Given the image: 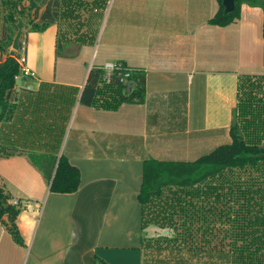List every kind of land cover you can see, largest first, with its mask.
Listing matches in <instances>:
<instances>
[{
    "label": "crops",
    "instance_id": "crops-1",
    "mask_svg": "<svg viewBox=\"0 0 264 264\" xmlns=\"http://www.w3.org/2000/svg\"><path fill=\"white\" fill-rule=\"evenodd\" d=\"M94 2L106 11L108 0H63V25L72 28L68 21L83 19ZM218 9L217 0H115L102 17L91 18L92 28L101 20L106 26L95 50L99 62L88 67L78 62L79 47L66 32L57 57L58 25L31 32L23 22L33 77L24 79L26 87L15 83L13 113L0 122V144L20 151L0 157V183L25 204L15 220L23 245L2 218L0 264H113L121 258L122 264H148L138 201L144 161L193 162L229 144L241 77H264L262 10L242 5L239 19L220 28L207 24ZM4 17L0 0V35ZM77 24L73 33L82 35L85 27ZM118 61L144 73V103L115 111L81 105L89 70ZM61 156L79 170L76 193H51L47 167L36 162L56 163ZM231 225L217 237L223 249L199 248L200 235L176 237L182 246L168 251L166 264H235L238 258L264 264V247L247 246L251 238ZM151 229L142 232L144 240L155 236H146Z\"/></svg>",
    "mask_w": 264,
    "mask_h": 264
},
{
    "label": "trees",
    "instance_id": "trees-1",
    "mask_svg": "<svg viewBox=\"0 0 264 264\" xmlns=\"http://www.w3.org/2000/svg\"><path fill=\"white\" fill-rule=\"evenodd\" d=\"M29 1L33 6L36 5L40 8V14L29 22L31 32H42L61 20L63 0ZM217 2L219 9L209 19L208 25L226 27L239 19L242 5L258 7L263 12L264 36V0H234V11L228 14L224 13L222 0H217ZM95 3H93V7L96 5ZM9 15L5 14L0 35V40L6 47H12V27L10 28V25H14L16 29L18 19L24 22L22 9L16 14ZM71 15L67 17L69 18ZM78 39L80 41L81 37ZM21 43L19 41V45ZM59 49L60 44L57 41V57H60ZM115 65L116 69L109 83L103 81V73L99 67H93L89 70L79 97L81 105L115 111L125 103L138 105L144 103V73L141 70L127 67L123 61L115 62ZM125 69L133 70V74L126 83L122 84L120 77ZM19 75L20 70L15 61V56L13 59H7L0 66V107L2 109L0 122L9 118L13 113L15 80ZM129 84H132V87L128 90ZM5 102L7 103L5 104ZM235 116L237 122L229 131L231 142L216 147L210 153L193 162H160L152 159L144 161L142 185L138 194V201L142 208L141 244L143 248L152 249L158 255L165 250L172 253L182 246L181 242L177 243L178 238L176 237L192 238V236L197 235L213 234L216 228L211 219H214L215 215L222 217L226 214L228 221H230L229 210L223 212L219 209L223 204L226 208L227 203L234 202L236 198L239 207L248 214L241 213L239 220L238 215H236L235 220H231V222L235 225L238 234L242 237L251 238L252 241L247 246L257 244V250L260 249L259 246L264 247V211L262 208L264 205L258 208L257 212L254 210L255 207H258L255 195L259 194V198H264V194H261L264 190H254L251 189L254 187L247 186L245 183L243 185L236 183L237 171L240 173L247 169H253L256 172L263 171L264 77H241L238 109ZM19 152L18 149L0 144V157H7ZM46 162L47 160L42 165L47 164ZM42 165H39V168ZM52 169V176L48 179L51 193L73 194L77 192L80 173L75 166L61 156L53 164ZM9 200V195L0 183V220L4 217L7 218L6 222L2 221L3 225L15 243L23 245L15 225L20 209L8 204ZM221 201L222 204H220ZM244 203L247 207L243 209ZM196 222L199 226L195 225ZM150 225L157 226L162 231H168L169 235L175 237L169 239L168 236L162 234L163 237L154 241L152 239L144 240L145 236L143 234L142 237V232ZM260 237H263L262 241H259ZM203 242L205 244L206 241ZM169 259H165L164 264ZM243 259H236L235 264H254L252 258H247L245 261ZM157 262L163 261L155 260V263Z\"/></svg>",
    "mask_w": 264,
    "mask_h": 264
},
{
    "label": "rangeland",
    "instance_id": "rangeland-1",
    "mask_svg": "<svg viewBox=\"0 0 264 264\" xmlns=\"http://www.w3.org/2000/svg\"><path fill=\"white\" fill-rule=\"evenodd\" d=\"M70 1H74V0H70ZM114 1L115 0H108V4H107V8H106L107 12L110 10V8H111V6H112ZM116 2H117V0H116ZM2 4H3L4 13L7 14V16H10L9 14H13V13L16 14V13L19 12V10L22 9L23 10V15H24L22 17V20L29 26V30H30V26H31L29 22L32 20V18H34L35 16H38L40 14V8L37 7L36 5L33 6L32 3H30L29 0H2ZM105 12L100 11V9L97 8V6L95 5L94 7H92L91 9H89L87 11V14L85 13L86 15H85V17L83 19L80 18L79 20L68 21L69 24L71 23V25H73V27L70 28V29L68 27V24L67 25H63V23L65 21L61 20V22L59 21L56 24V25L59 26V35L57 37V41L61 43V40H62L61 35L66 32L67 34H65L64 37L67 38V40L70 42V44L72 46L79 47V50H78L79 52L76 55V58H77L78 62H81L82 64H83V62H86L87 63V67L89 66L90 63H92V64L96 63L97 64L99 62V56H97L96 60H94L95 59V50H96L97 44L99 43V40L101 38V33H102L104 27L106 26V23L103 24V21L101 20L98 24L96 23L93 26V28H92L91 27L92 24H90V21H91L92 17H99L100 15L102 17ZM77 22L83 23V25L85 27V28L83 27L84 28L83 29L84 30L83 34H85V30H90V35L88 37H86L87 34L82 36L83 34L81 35L80 33L79 34L73 33L75 31V29L78 27ZM11 27L14 28V25H10V28ZM16 33L17 32L15 31V32H12V34H11L12 42H13V39H14ZM80 37H81V39L79 41L78 38H80ZM20 41L25 43L24 51H21L20 49L17 50V51H13L12 47H6V45L0 40V66L7 59H9V58L13 59L14 56L16 58L20 57V56H23V55L25 57L27 56L26 55L27 54V52H26L27 43L25 41L24 36H22L20 38ZM65 47H66V45L62 44V46H60L59 52H61L62 50L64 51ZM11 54H13V55H11ZM253 70L256 71L254 68H253ZM259 74H264V73H259ZM15 83H16V85L19 88L26 87V84H25L23 76L17 77L16 80H15ZM6 103L7 102H5V104ZM36 162H37V164L39 166V165L43 164L44 160L37 159ZM46 163L47 164H45L44 167H47L46 170L50 174L49 177H51V175L53 173V169L52 168H53L54 162L52 160H48ZM261 172H262V174H261ZM253 182H254V184H253ZM236 183L239 184V185L240 184L243 185L245 183V184H247V186L250 185V186L254 187V188L249 187V188L254 189V190H256V189H259L261 191L264 190V167H263V171H259V172H256L253 169H247L246 171L241 172V173L239 171H237L236 172ZM223 193H225V191H223ZM261 194L263 195L264 191ZM258 196H259V194L255 195L256 202L258 204V207L254 208L255 212L258 211V208H260L262 205H264V198H259ZM9 198H10V200L8 201V204H10V201H12L14 199L11 195H9ZM220 204H222V201L220 202ZM223 205L220 206L221 209H219V210H222L223 212H225V210L226 211L229 210V212L232 214L231 215L232 218L230 216V220H235L236 215H238V220H239V219H241L240 218L241 216H239V215L248 214V213H245L244 210L242 211V208L239 207L237 198L232 203L228 202L226 208ZM24 206H25V204L23 202H21V204L19 205L18 208L24 207ZM246 207L247 206L244 203L243 204V209L246 208ZM262 208H263V211H264V206ZM230 213H229V215H230ZM259 214H262V213H259ZM226 216H227L226 214L223 215L222 217H220L219 215H215L214 216L215 218L211 219V222L214 224V226L216 228V232H215L216 235H213V234L212 235H207V236L200 235V238L198 239V244L197 245L195 244V245L199 246V248L201 247V248H205V249H211V248H213V246L217 247V249H219L220 247H222V249H223V244H219L216 241H217V237H222L223 234H225V230L227 232H229V227L230 226L228 227L227 225L230 224V221H228ZM219 217H220V220H219L220 222L218 221ZM197 222H198V220H197ZM197 222L195 223V225L199 226V224H197ZM150 226L153 229H151L150 231H148L146 233V236H148V238H149V236L155 235L153 237L155 239V238H158L159 236H162V234H164V235L168 234L167 231H162V229L158 228L157 226H154V225H150ZM231 226H232V230L235 231V225H233V223H232ZM209 239H210V242H212V243L205 242V244H204L203 241H208ZM190 245H191V247L195 248V246L193 244H190ZM141 250H142V252H143V250H145V252L146 251L148 252V254L145 255V261L146 262L148 261V264H154L152 261H154L155 259L156 260H160L158 255H155L154 252L153 253H149L151 249H146V248L142 247ZM167 256H168V250H165L161 254L160 258L166 259ZM120 257H122V256H120ZM142 257H143V254H142ZM194 260L195 259H191V262H193ZM202 261H207V259H204ZM113 264H122V258L120 260H115V262ZM155 264H161V262H157Z\"/></svg>",
    "mask_w": 264,
    "mask_h": 264
},
{
    "label": "built area",
    "instance_id": "built-area-1",
    "mask_svg": "<svg viewBox=\"0 0 264 264\" xmlns=\"http://www.w3.org/2000/svg\"><path fill=\"white\" fill-rule=\"evenodd\" d=\"M24 46H25V43L22 42L20 45H19V48L18 50L20 49L21 51H24ZM15 61L19 67V70H20V75L19 76H23L24 79H28V78H31L33 77V73L30 71V69L27 67V62H26V57L23 55V56H20V57H15ZM103 73V76H102V79L105 83H109L113 74H114V71L116 69V65L115 63H105L103 64L102 66L99 67ZM133 74V70L131 69H125L121 75V79H120V82L122 84L126 83L127 80L131 77V75ZM10 204L14 207H19V205L21 204L20 200L18 199H13L12 201H10Z\"/></svg>",
    "mask_w": 264,
    "mask_h": 264
},
{
    "label": "water",
    "instance_id": "water-1",
    "mask_svg": "<svg viewBox=\"0 0 264 264\" xmlns=\"http://www.w3.org/2000/svg\"><path fill=\"white\" fill-rule=\"evenodd\" d=\"M222 6L224 8L225 14L232 13L234 11V8H235L234 0H222ZM16 27H17V33H16V35L13 39V42H12V50L13 51H17L19 48V41H20L21 34H22V31L24 28V24L20 19L17 20ZM131 87H132V84H129L128 90L131 89ZM1 114H2V109L0 107V116H1Z\"/></svg>",
    "mask_w": 264,
    "mask_h": 264
}]
</instances>
